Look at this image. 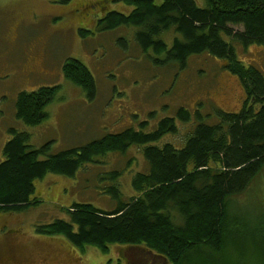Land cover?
<instances>
[{
    "label": "rangeland",
    "instance_id": "obj_1",
    "mask_svg": "<svg viewBox=\"0 0 264 264\" xmlns=\"http://www.w3.org/2000/svg\"><path fill=\"white\" fill-rule=\"evenodd\" d=\"M104 1L0 0V164L12 129L29 134L33 149L52 144L50 154H56L129 129L153 132L161 120L176 118L184 108L193 120L178 121L179 133L162 141L182 148L199 123L196 117L215 124L218 111H241L245 90L223 60L203 54L190 57L184 70L175 64L159 66L155 60L164 56L152 50L143 53L136 44V29L100 31L99 20L106 14L133 11L125 1ZM154 1L160 5L164 0ZM196 2L206 6V0ZM174 36L169 32L163 37L169 48ZM234 48L241 63L264 75V47ZM68 58L93 73L98 86L95 101L65 79L63 65ZM53 86L61 88L41 125L29 127L16 118L20 93ZM141 151L133 147L125 155L99 158L102 165H87L75 178L49 174L37 181L33 198L40 202L38 207L22 214H0V264H127L131 254L126 246L114 245L108 254L92 247L82 253L65 237L40 235L36 229L65 218L64 211L75 204H89L105 213L117 210L120 202L108 193L113 183L101 180L114 171L122 172L116 181L121 203L129 202L136 196L134 177L149 171ZM228 218L229 243L219 254L207 251L204 259L212 264H264V169L245 193L229 200ZM144 252L139 264L161 260ZM198 264L210 263L199 259Z\"/></svg>",
    "mask_w": 264,
    "mask_h": 264
},
{
    "label": "trees",
    "instance_id": "obj_2",
    "mask_svg": "<svg viewBox=\"0 0 264 264\" xmlns=\"http://www.w3.org/2000/svg\"><path fill=\"white\" fill-rule=\"evenodd\" d=\"M107 1H125L133 11L106 14L99 20L100 31L136 29V44L143 53L152 50L164 56L155 60L157 65L175 64L184 70L190 57L203 54L223 60L225 69L245 90L241 111H218L215 124L196 117L199 123L182 148L162 141L179 133L178 121L193 120L184 108L176 118L161 120L153 132L129 129L56 154H50L52 144L33 149L29 134L12 129L0 164V214H22L38 207L40 202L33 198L35 183L49 174L75 178L85 166L100 165L99 158L125 155L138 147L149 171L134 177L135 197L121 203L116 181L122 172L114 171L101 180L113 183L108 193L120 202L117 210L105 213L89 204H75L64 211L65 218L38 226L37 233L63 236L82 253L90 247L108 254L114 245L136 246L169 264H198L199 259L212 264L204 259L206 252L219 254L230 240L229 200L245 193L264 169V75L241 63L234 48L239 44L264 47V0H206L204 8L196 0H164L160 5L154 0ZM233 27H243V31ZM169 32L175 33L170 48L163 39ZM63 74L81 88L87 100H96L97 80L87 66L68 58ZM60 88L20 93L16 118L29 127L41 125Z\"/></svg>",
    "mask_w": 264,
    "mask_h": 264
},
{
    "label": "flooded vegetation",
    "instance_id": "obj_3",
    "mask_svg": "<svg viewBox=\"0 0 264 264\" xmlns=\"http://www.w3.org/2000/svg\"><path fill=\"white\" fill-rule=\"evenodd\" d=\"M121 247V246H119ZM128 248V251L130 252L131 255H129V259L130 260H134L133 263L132 261H130L129 259L126 260V263L127 264H139V260L141 259L142 260V253L145 254L144 251H146V254H149L151 256V258H158V259H161L160 261H162L161 264H169V261H167L165 258L161 257V256H158L156 254H154L153 252H150L146 249L143 250H140V248L138 247H127ZM160 261L157 260V262H155L154 260L149 263V262H144V264H160ZM41 264H47L45 261H42ZM79 264V263H78Z\"/></svg>",
    "mask_w": 264,
    "mask_h": 264
}]
</instances>
